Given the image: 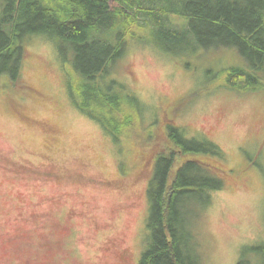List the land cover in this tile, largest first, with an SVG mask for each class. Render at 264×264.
<instances>
[{"label":"rangeland","instance_id":"obj_1","mask_svg":"<svg viewBox=\"0 0 264 264\" xmlns=\"http://www.w3.org/2000/svg\"><path fill=\"white\" fill-rule=\"evenodd\" d=\"M171 19L184 28V17ZM134 30L142 38L128 35L107 79L137 97L140 122L115 136L69 97L73 50L62 54L45 34L18 39L19 77H0V264H138L152 158L169 147L168 125L222 152L199 156L224 183L209 204L193 203L189 245L201 264H236L242 248L264 246V59L259 89L218 87L225 67L250 71L239 48L193 39L168 52L153 32Z\"/></svg>","mask_w":264,"mask_h":264},{"label":"trees","instance_id":"obj_2","mask_svg":"<svg viewBox=\"0 0 264 264\" xmlns=\"http://www.w3.org/2000/svg\"><path fill=\"white\" fill-rule=\"evenodd\" d=\"M0 6V77H19L25 55L21 37L45 34L60 44L62 54L64 46L70 47L69 97L112 136L131 134L140 122L137 97L107 79L128 35L142 38L134 28L153 32L156 46L168 52L184 50L193 39L215 48L235 46L251 69L225 67L217 86L242 92L260 88L255 74L264 59V0H0ZM173 15L185 18L184 28L172 23ZM165 136L169 147L152 158L145 246L138 264H201L189 245L193 203L209 204L210 192L224 183L221 171L199 156L218 158L222 152L210 140L187 139L178 127L168 125ZM255 255L264 256V246L242 248L236 264H251Z\"/></svg>","mask_w":264,"mask_h":264}]
</instances>
